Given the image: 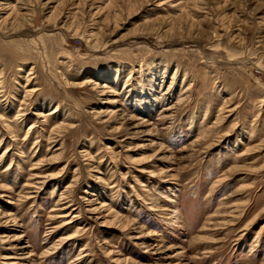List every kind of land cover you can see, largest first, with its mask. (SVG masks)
<instances>
[{"label":"rangeland","instance_id":"obj_1","mask_svg":"<svg viewBox=\"0 0 264 264\" xmlns=\"http://www.w3.org/2000/svg\"><path fill=\"white\" fill-rule=\"evenodd\" d=\"M0 92V264H264V0H0Z\"/></svg>","mask_w":264,"mask_h":264},{"label":"bare ground","instance_id":"obj_2","mask_svg":"<svg viewBox=\"0 0 264 264\" xmlns=\"http://www.w3.org/2000/svg\"><path fill=\"white\" fill-rule=\"evenodd\" d=\"M153 65V64H152ZM0 94H1V92H0ZM11 215L10 214H7V215H5V217H4V219H8L9 217H10ZM67 217V216H66ZM62 218H64V217H62ZM67 223V225L68 224H70V222H66ZM65 226V225H64ZM82 250H84V249H82ZM30 256H32V255H30Z\"/></svg>","mask_w":264,"mask_h":264}]
</instances>
